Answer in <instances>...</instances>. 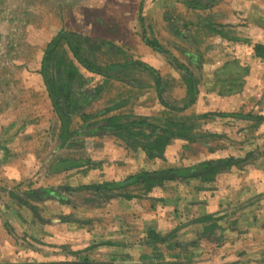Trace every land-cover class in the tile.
Returning a JSON list of instances; mask_svg holds the SVG:
<instances>
[{
  "label": "rangeland",
  "instance_id": "1",
  "mask_svg": "<svg viewBox=\"0 0 264 264\" xmlns=\"http://www.w3.org/2000/svg\"><path fill=\"white\" fill-rule=\"evenodd\" d=\"M183 1L142 0L136 4L132 0L74 2L71 14L75 16L67 18L66 25V20L59 18V13L58 16L57 13L51 14L54 5L50 0H0V26L8 23L10 28L6 34H0V78L9 81L0 87V104L6 103L7 107L13 100L16 103V98L24 92L26 99L23 101L29 103L24 115L13 116L12 121L2 119L3 128L10 126L11 129L1 131L0 140L5 143L7 139L10 145L14 143L13 146L20 149L18 154L29 156L15 155L14 159L19 164L10 160L9 164L2 166L15 184L6 185L9 194L0 198V216L6 220L2 230L7 234L4 240L8 241V247L4 245L0 249V264H264L262 258L242 260L237 256L246 250L251 254L261 250L264 254V221L259 224V233L251 230L248 236L243 237L246 239L244 244L239 243L238 249L228 252L224 249L226 237L223 233L236 230L235 219L230 218L229 223L224 221L222 224L202 222L201 228L198 224L201 223L199 219L205 218L203 216L180 221L171 228L164 216L166 209L167 217L170 214L173 220L177 219L178 214L169 207L176 206L171 204L177 203L181 195L191 198L195 194L198 200L206 202L205 199L215 196L224 197V201L225 197L231 198V194L238 191L240 194L246 179H233L231 174L236 170L249 175L254 172L251 176L257 179L253 181L259 184L251 191L264 188V168L261 167L264 164V61L252 64L251 57L256 45L252 41L264 40L263 7L259 0H190L209 7L193 10L187 8ZM64 10L65 7L61 11ZM135 11H138L139 18H134ZM253 13L263 16L246 17ZM82 14L86 17H81ZM101 16H105V20ZM61 25L89 39L92 48L90 44L83 45V54L96 63L104 65L134 60L158 70L163 80V101L182 108L190 101L183 84L185 73L175 69L164 55L146 45L142 35L145 33L148 38L158 40L201 80L196 102L184 114L193 117V133L206 134L205 137H197L192 142L173 139L162 156L149 158L141 149L131 148L113 132L101 131L99 127L94 132L92 124L103 118V111L108 109H111L110 115L121 114L124 121L135 117L155 118L164 127L180 114L165 108L153 76L144 67H131L120 75L129 85L106 81L102 76L87 71L63 43L50 60L53 70L60 68V71L55 70L54 76L58 75L55 79L59 84H67L66 69L72 62L78 72L71 94L87 91L90 96V100L85 98L83 106H74L70 124L73 135L63 142L61 123L41 73L47 46ZM239 28H243L244 35ZM189 54L196 56L197 65L190 63ZM233 57L239 63L237 58H241L244 65L249 66L251 72L245 77V84L249 82V87L231 99L218 98V95L214 96L217 93L212 92L214 71ZM17 61H26L25 68L19 67L23 68L21 71L25 70V75L18 76L20 78L17 75L21 71L17 72L19 69L14 63ZM35 73L41 76L47 92L45 105L35 102L37 96L31 94L33 91L17 81V78ZM78 79L85 85L79 91L76 89ZM98 87L100 92L96 93ZM15 103L12 104L15 106ZM208 113H252L261 116L262 120L240 122L232 118H205L204 114ZM92 114L101 116L85 119ZM51 115L55 118L49 119ZM83 115L87 116L83 118ZM18 118L26 122L21 132H17L22 125ZM34 121H38L39 126H33ZM24 132L25 136L21 137ZM26 138L30 143L26 144L23 140ZM138 139L143 142L142 137ZM248 152L252 155L246 163L233 166L208 182L195 179L165 182L148 192L140 187H131L116 190L111 197L94 189L69 190L118 182L142 171L189 166L229 156L244 157ZM3 154L0 148V157ZM10 155L14 156L13 153ZM59 159H89L91 164L54 173L51 166ZM50 176L56 179L55 185L48 184L52 182ZM18 179L20 184H16ZM23 188L25 194H13L11 191L20 192ZM122 191L131 192L135 197L128 199L121 195ZM263 196V193L256 194L243 204L232 207L247 208ZM156 229H159L156 232L163 242L152 244L150 231ZM237 230H241L240 227ZM238 234L241 235L240 232ZM248 238L249 243L246 242Z\"/></svg>",
  "mask_w": 264,
  "mask_h": 264
},
{
  "label": "trees",
  "instance_id": "2",
  "mask_svg": "<svg viewBox=\"0 0 264 264\" xmlns=\"http://www.w3.org/2000/svg\"><path fill=\"white\" fill-rule=\"evenodd\" d=\"M184 5L187 8L195 10H206L209 7L207 5L203 6L202 4L190 0H184ZM205 21L203 22V24ZM206 25H209L206 22ZM209 27H211L209 25ZM143 42L151 47L153 50L164 55L168 62L173 65L175 69L183 70L185 77L183 79V84L186 89V94L190 96L189 103L182 107L177 108L170 106L165 103L162 98L164 92L163 80L159 71L153 68L152 66L141 62V61H124V62H113L109 64H99L95 61L89 59V57L83 54V45L90 44L89 39L85 38L76 33L60 31L57 36H55L52 41L47 46L44 58L41 73L43 75L45 86L49 94V98L54 108V112L60 120L62 128V141H67L73 133L70 132L71 124V115L74 110L75 105H82L85 98L90 100V96L87 91L77 92L73 95L71 91L75 87L76 80L74 79L76 73L78 72L72 62L68 63L66 69L67 84H59V80L55 79L58 75L54 76L55 70L60 71V68L53 70L52 65H50V60L53 58L55 52L58 50L61 44L65 43L70 48L74 58L89 72L102 76L106 81H116L120 83H126L129 85L125 78L120 76L125 74L131 67L140 66L144 67L150 72L153 76L156 89L158 92L159 99L162 104L168 110L176 111L178 118L176 120H169V123L164 127L159 125L158 121L149 118H139L135 117L132 120H121V114L110 115L111 109L103 111V118L94 121L92 124L97 131V127L101 131L113 132L116 136L124 139L126 143L133 149H141L149 158H155L162 156L163 150L173 139H182L186 141H193L197 137H205L201 133H193L195 124L193 125V117L185 115L184 112L186 109L192 107L197 99L199 93V83L201 80L197 79L194 73L189 69L187 65L181 63L172 53L159 44L155 39H150L146 36L145 33L142 35ZM104 43V42H103ZM105 46H109L104 43ZM90 48H92L90 44ZM255 58L264 61V45L256 44L253 48ZM190 63L194 66L197 65L198 59L193 54L188 55ZM249 66L241 65L237 60H230L224 62L214 71V86L212 92L217 93L220 97H229L241 93L245 84V77L249 74ZM54 76V77H53ZM78 91L83 85L82 80L78 79ZM62 85V86H60ZM61 87V88H59ZM74 91V90H73ZM72 91V92H73ZM100 92V87L97 88L96 93ZM88 95V96H87ZM86 105V104H85ZM118 109V108H116ZM84 116L87 115H83ZM101 114H92L88 115L85 119H94ZM210 118L223 117V118H232L240 122H260L262 120L261 116H257L252 113H208L204 114ZM201 117V116H199ZM197 118V117H195ZM235 120V121H236ZM99 131V130H98ZM139 137L143 138V142L139 141ZM150 139V141H148ZM252 153L248 152L244 157H224L212 160H205L189 166L181 167H170L159 169L155 171H142L134 175L128 176L126 179L121 181H112L104 182L103 184L93 185V186H81L78 188H69L72 191L79 190H90L94 189L98 193L105 192L106 196H113L114 191L123 190L131 187H140L145 192L150 191L154 186L163 185L165 182H185L190 179L200 180L202 182H208L215 179L216 175L231 169L233 166H239L248 161ZM91 160L89 159H59L51 166V170L55 173L67 171L69 169L78 168L82 166L89 167ZM123 193V194H122ZM121 195L128 199L135 197L131 192H121ZM210 217H205L199 219V221L206 222ZM151 242L152 244L161 243L162 238L156 232V230H151Z\"/></svg>",
  "mask_w": 264,
  "mask_h": 264
},
{
  "label": "crops",
  "instance_id": "3",
  "mask_svg": "<svg viewBox=\"0 0 264 264\" xmlns=\"http://www.w3.org/2000/svg\"><path fill=\"white\" fill-rule=\"evenodd\" d=\"M6 1H9V0H6ZM13 1L15 2V0H13ZM18 1L26 2V1H31V0H18ZM132 1H133L134 4L138 3V1H140V3H142V0H132ZM50 2L54 5V7L51 10V14L57 13V16H58V13H59L60 14L59 18H64V20H66V25H67L68 24V19L75 16V14H71V13L74 12V8H71L72 7V3H74V2L75 3H84V2L85 3H89L90 0H50ZM259 4H260V6L263 7V8H261L262 12H263L264 11V0H259ZM104 6H106V5L103 3L102 10L105 12ZM63 7H65V10L61 11L63 9ZM83 11L86 12L85 10H83ZM57 16H56V18H58ZM250 16L262 17L263 15L261 13H256V14L253 13V14L247 15L246 17L249 18ZM81 17L84 18L86 16H84V14H82ZM101 17L105 20V16H101ZM134 18H139L138 11H135ZM7 26H8V23H3L2 26H0V34H6L7 30L10 31V28L7 27ZM63 26L64 25L60 26V30H58L59 32L63 30V31H66V32L76 33V32H73L71 30H66V29L62 28ZM66 28H69V27L66 26ZM240 29H242V30H240ZM239 30L243 33V28H239ZM59 32L56 34V36L59 34ZM76 34H79V33H76ZM243 35H244V33H243ZM146 36H147V34H146ZM84 37H86V36H84ZM242 37H244V36H242ZM152 39H154V38H152ZM156 41L159 44H161L158 40H156ZM252 43L264 45V40L263 41L253 40ZM161 45H163V44H161ZM252 52H253V50H252ZM253 56L254 55L252 53V55H251V57L253 58V63L252 64L258 63V61H260V60L255 58V57H253ZM233 59H234V57L232 59H227L226 61H230V60H233ZM237 59L240 60V64L241 65H244V62H243V60H241V58L238 57ZM25 62L26 61H22V62H18L17 61V62H14V63H15L16 66H18L17 69H19L20 66L25 68L24 67V66H26ZM245 62H247V61H245ZM23 68H20V69H23ZM20 69L17 70V72L21 71ZM24 71L25 70H22L21 72H19L17 77L20 74L25 75ZM250 72H251V70H250ZM18 78H20V77H18ZM18 78H17V81L18 82H22L21 85L25 84L27 87H29L33 91V93H31V92L30 93L33 96L35 95V97L37 96V98L35 99V102L41 103L43 105L47 104L46 103L47 92H46L45 86H43V80H42L41 76L38 73H35L33 75L30 74L27 77L22 78V79H18ZM0 80H4L5 81V82L0 81V87L2 85H4V84H7V82H9L7 79H4V78H0ZM248 84H249V82L245 84L244 88L248 89V87H249ZM1 95H2V93H1ZM20 95H22V96L20 98H16L17 99L16 103L13 100V101H11V105H8L7 107H6V103L5 104L4 103L0 104V127L2 126L0 128V132L10 128V126L3 128L4 124H3L2 119L11 120L12 121L13 116L16 117V116H20L21 114L24 115V113L26 111V107L27 106L29 107V103L23 101V100L26 99L25 92L24 93H20ZM214 96H217V94H215ZM233 96H235V95H233ZM233 96H229L227 98L231 99ZM201 97H202V95L199 96V98H201ZM217 97L220 98L219 96H217ZM242 99L244 100V98H242ZM20 102H23V105H21ZM12 103H15V106ZM46 106L48 107V105H46ZM50 113H52V111ZM5 114H7V115H5ZM53 116L54 115H51L49 117V119L51 117H53ZM53 118H55V116ZM18 121H20L22 125L18 127L17 132H21L22 130L25 129V128H22V127L25 126L26 122L23 123L21 118H20V120L18 118ZM34 122H35V124L33 126H35V127L39 126L38 125V121H34ZM25 133L26 132L20 134L21 137H24ZM28 139L29 138L23 139V140L26 141V144L30 143V140H28ZM13 141L14 140L12 139V142ZM13 144L10 145L8 143L7 139L5 140V143H3L0 140L1 151H4V154L2 155V157H0V198H2L4 195L7 196V194H9V192H8L9 188H7L6 185L15 184L13 182L12 178L11 179L9 178L8 173L5 172V170H3L2 166L4 164L8 163L10 160H11V162L15 163L16 162L15 159H14L15 155H17L18 157H21L23 155L24 158H25V156H29V154H24V153L18 154V151L20 149L18 150L17 149L18 147L13 146ZM21 145H24V143L22 142ZM9 151H11V153H13L14 156L10 155L11 153H9ZM17 164H19V163H17ZM261 167L264 168V164ZM253 173L254 172H251L250 175H249V173H245V172L239 173V171H237V170L233 171V173L231 174V177H233V179H238L239 177L240 178H245L246 179V183H245V186H243V189L241 190L240 194H239V191L236 192V194H231V196H230L231 198L225 197L224 201H223L224 197H220L219 198L217 196H215V198H213V199H211V198L205 199L206 202H204V201L202 202V201L198 200V196L195 195V194L192 195L191 198H187V196L182 197V195L178 196L179 198L177 197L178 198L177 199V203H176V201H174L171 204V205L176 204V206H170L169 207L170 209L173 210V212L178 214L177 219L173 220L171 217H169L170 214L167 217L168 214L166 212V209H165V212H164V216H166V218L165 217L164 218L167 219L169 225H171V228L176 223H178L180 221L183 222L186 219H199L200 217H203V216L206 217L207 215H210L211 217H213V219H208L206 222L213 221V222H216V223L220 222L222 224V222H224V221H225V223H227V222L229 223L230 218L231 219H235L237 221L236 222V224H237L236 230H231L229 232L226 231V232L223 233V234H225V237H226V240L224 241L225 242L224 249H226V251H228V252L231 251V249L232 250L238 249V247H239L238 244L239 243L240 244H244L245 243L246 239L245 238L243 239V237L246 236V235L248 236L251 233V230H252V233H255V234L259 233V230H260L259 224H260L261 221H264V196L257 198V201L254 203V205H249V206H247V208L241 207V208L235 209V208L232 207L233 205H236V204H238V205L239 204H243L244 201L248 200L249 198H253L252 196H254L256 194H260V193L264 194V188L263 187L261 188V190H258L257 192L251 191V189L255 185L257 186L259 184L258 181H253L254 179H257V177H252L251 176ZM50 179H52L51 180L52 182H48V184L55 185L56 179L51 177V176H50ZM20 183H21V180L18 179L16 181V184H20ZM24 189L25 188H23V190L20 191V192H18L16 190H13V189L11 191H13V194H16V193L25 194ZM252 193H254V194L252 195ZM1 205L2 204H0V206ZM164 208H166L165 205H164ZM0 211H1V208H0ZM234 211H236V212H234ZM190 214L191 215L194 214V216L192 217ZM219 220H221V221H219ZM5 221L6 220H4L3 216H0V228H1V230H0V249H3L4 245H6V247H8V241L4 240V237H7V234L5 232H3V230H2V226H4V223H6ZM198 225L201 226V228L203 226L202 223H200ZM239 227H240L241 230H237V229H239ZM156 231L159 232V229H156ZM238 232H240L241 235H239ZM183 233H185V232L183 231ZM189 233L190 232L188 231V234ZM233 233H235V235L231 236V235H233ZM237 236H239V237H237ZM246 242L249 243L250 239L248 238V240ZM258 242L260 243V241H258ZM232 256H235V255H232ZM237 256L242 258V260L260 259V258H262L264 260V254H263V252L261 250H259L255 254H251L249 252V250H246V252H242L241 254H238Z\"/></svg>",
  "mask_w": 264,
  "mask_h": 264
}]
</instances>
